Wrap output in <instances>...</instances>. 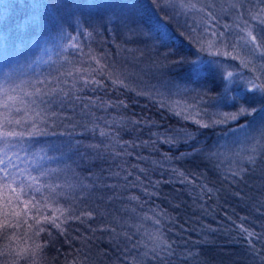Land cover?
Instances as JSON below:
<instances>
[{"label":"trees","instance_id":"obj_1","mask_svg":"<svg viewBox=\"0 0 264 264\" xmlns=\"http://www.w3.org/2000/svg\"><path fill=\"white\" fill-rule=\"evenodd\" d=\"M122 1L106 11L95 0H0V85L32 90L38 80L57 78L70 97L81 98L71 100L60 92L55 98L65 107L54 104L49 109L56 113L49 130L64 136L26 139L13 151L23 158L21 148L27 149L30 168L37 153L56 157L42 162L62 169L58 180L49 178L63 185L54 199L60 206L71 205L77 215L93 212L90 220L67 221L63 232L34 212L27 224L17 227L16 221L25 217L22 212L15 215L20 209L6 205L0 190V223L7 218L13 224L6 235L0 229V264H264V152L220 149L225 140L232 143L245 136L252 121L264 123V93L249 91V81L264 71L253 59L247 60L256 72L244 68L241 53V59L214 55L218 47L208 50L207 41L196 36L198 31L224 32L228 41L244 42L240 37L246 33L240 27L247 20L259 41L264 24L249 13L264 9V0ZM168 1L184 5L193 20L181 18L179 11L174 14ZM125 5L137 15L130 37L112 12L119 7L121 13ZM77 35L83 50L91 49L118 70L128 87L114 86L98 75L105 87L93 91L84 86L79 79L83 73L75 70L96 65L84 62L87 58L69 46V38ZM255 54L264 63V57ZM198 59L204 62L205 78L193 82L187 78L188 62ZM69 71L72 76L66 75ZM229 72L234 75L225 79ZM256 82L264 83V75ZM233 86L245 87L246 95L233 99ZM89 97L122 100L126 107L84 108ZM241 107L256 112L224 119ZM97 125L110 136L100 137ZM169 137L175 142H164ZM69 140L80 141L78 151L84 155L75 147L70 151ZM101 141L99 150L87 147ZM125 141L139 147H128ZM33 195L39 202L48 194ZM45 215H51L50 208ZM241 226L256 235L248 236ZM168 244L172 255L167 254Z\"/></svg>","mask_w":264,"mask_h":264},{"label":"snow or ice","instance_id":"obj_2","mask_svg":"<svg viewBox=\"0 0 264 264\" xmlns=\"http://www.w3.org/2000/svg\"><path fill=\"white\" fill-rule=\"evenodd\" d=\"M155 3V0H153ZM195 7V5H192ZM211 15V14H210ZM251 19L256 21L258 24H264V9H260L259 12L249 13ZM243 27H240L241 32L246 33V37H240L241 40H244L245 45L249 47L250 52L259 53L261 57H264V37H261L260 40H257V36L253 35V26H250L247 20L242 21ZM226 30L230 31V26H225ZM86 35L90 36L91 33L88 32ZM166 35L162 33V36ZM212 35L216 37V40L219 41V47L214 55H223L225 57H230L232 59H241L238 52L239 41H231L229 42L226 38L224 32L217 33L215 31L212 32ZM72 42L70 43V47L80 56L86 57L87 61L94 62L96 67H92L91 63L88 64L87 68H77L75 71L77 73H83L79 76V79L83 82L85 87L92 88L95 91L96 88L105 87L104 81L96 79V76L106 77L111 81L114 86L120 87H128L126 84V77H123L118 70L113 69L109 64L104 62L100 57L95 55L91 49L88 52H85L79 43V35L71 36L69 38ZM211 47V45H210ZM230 49V51L228 50ZM235 53V55H233ZM83 63V62H82ZM241 64L244 68H248L250 71L256 72V68L254 65H251L250 60H241ZM64 75V74H62ZM68 76H72L73 72L69 71L66 73ZM234 74L229 72L225 79H230ZM261 75H255L254 78L249 81L252 84V88L249 91H257L264 93V83H257L256 81L261 80ZM187 78L193 82H199L200 80L205 78V67L204 62L202 60H193L188 62L187 67ZM55 84V87H50V84ZM63 83H67L64 81ZM60 81L57 78H54L53 81L47 80H38L36 84L32 85V90H28L27 88H21L19 85L14 87H5L0 85V190L4 193L3 200L6 205H14L16 208L20 209V212H15L16 216H19L21 212L25 217L23 220H17L15 226H19L21 223L27 224V217L31 213H35L36 217L44 216L45 222L51 223L54 227L58 228L63 232L62 225L69 220H80L84 222L82 218L92 219L93 212L89 211H81L79 215L76 214L71 205L68 206H60L59 201L54 198L57 196V190L62 188L63 185L60 183H56L55 180L49 182V178L52 176H56V179H59L57 175L62 171L59 167L51 168L43 166V161L56 159L54 156H49L47 153L44 155H40L37 153L38 159L33 161L32 167H28L27 157L30 154L27 149L21 148L25 152V157H21L19 152L13 151V149L17 148L20 145V142L28 139H36L38 137L45 136H64L65 133H56L54 131L49 130V121L51 116H55V112L49 113V109L55 104L59 107H65V104L62 101H58L55 97L58 93L62 92L64 97H70L69 92L64 91L63 88L59 87ZM40 85V86H37ZM75 87V83L73 84ZM142 94V93H138ZM48 97L49 99H45ZM27 98V99H26ZM71 100H80L79 96L70 97ZM96 100H99V105L96 104ZM43 105V107H42ZM92 107H126L124 101H105L99 97L93 99L91 97L88 98V103L84 104V108ZM161 106H165L163 103ZM256 112V109L253 107L251 110L247 107H241L237 113L225 114L224 119H237L240 115H252ZM181 113H177L180 115ZM198 114V113H197ZM85 115H90V112L85 113ZM68 119V117H64ZM185 118H188L187 116ZM53 125L55 122H52ZM107 124L108 121H105ZM134 123H141L140 121H134ZM196 123H201V121L196 120ZM69 126L76 127V125L71 124L69 122ZM202 127H207V124H201ZM99 131L100 137H109L110 133L107 129L100 128L99 125L96 126ZM243 127V125H241ZM119 133H117L118 135ZM70 136L71 133H68ZM164 142L174 143V138L169 137ZM147 145L148 142H143ZM153 144L156 141H152ZM68 149L71 151L73 147L77 149L79 153V145L80 141H67L66 142ZM124 145L128 147H139L132 142L125 141ZM103 146V141L100 144L88 145L89 148H95L99 150ZM123 146V145H122ZM55 147V146H53ZM58 150V149H57ZM43 151V149H41ZM255 152V149H253ZM126 154L131 155L126 151ZM116 155H121V153H117ZM181 155H184L183 153ZM140 159V157H137ZM248 159L255 163V157L249 156ZM24 165V166H22ZM135 167V166H133ZM141 172L144 169H140ZM241 171H244L243 169ZM36 174H33V173ZM174 174H178L183 177V173L179 172V170L174 169ZM132 173L129 172L128 175ZM118 175V174H117ZM240 175V172H234L233 176ZM137 180L140 179L138 176ZM158 183V182H157ZM133 187L136 185L133 184ZM81 187H86L81 185ZM147 191V190H145ZM208 191H212L208 189ZM47 192V196L43 197L42 201H37V198L33 193L41 194ZM130 199H138V197H130ZM51 209V215H45ZM35 223L39 224L40 220L38 218L35 219ZM13 227V224L9 223L7 218L3 223H0V229H4V234H7V229ZM29 227H31L29 225ZM38 231H43V229H39ZM242 232H247L248 236L256 235L254 232H248L246 228L241 226ZM38 234L34 233V235ZM24 237L26 240H31L32 237L28 236V233H24ZM37 247H39L37 245ZM172 245H167V254L172 255L171 251ZM264 259V257H262Z\"/></svg>","mask_w":264,"mask_h":264},{"label":"rangeland","instance_id":"obj_3","mask_svg":"<svg viewBox=\"0 0 264 264\" xmlns=\"http://www.w3.org/2000/svg\"><path fill=\"white\" fill-rule=\"evenodd\" d=\"M117 1L118 0H95V3H94V0H92L94 4H98L100 8L106 11H109L116 4L120 5L123 3L122 0H121V3L119 2L117 3ZM190 1L191 2L198 1L199 3V0H190ZM168 3L172 4L168 6L174 8L173 9L175 11L174 14L179 11L181 13L180 15L181 18L187 17L190 21L193 20L194 18L193 14L191 13V11H188L184 5L181 4V7H180L179 3L173 2V1H168ZM126 8L127 6L125 5L124 11H122L121 13L119 12V7H117L115 11L112 10V12L114 13L115 16L120 18V21H121L120 27L123 28L127 34L125 37H130L135 31L134 30L135 27H133L134 25L131 22H133V20L136 19L137 15L133 9L130 10L129 8V11H127ZM174 18L176 21L177 19H179L177 15H174ZM180 23L183 26L187 25L186 22L183 20H181ZM195 26L196 27H194V29L195 30L198 29V25L196 24ZM200 33L201 31H198V35L196 36L201 38V41H204V40L207 41V43L205 44L208 50L214 51L215 48L219 47V41L216 40V37H214L211 32L208 31L204 34H200ZM236 41H239V40H236ZM238 52L241 53L242 57L245 60L247 59L258 60L260 69L264 71L263 61L259 59L255 53H252L250 52L249 49H247L245 42L239 41ZM231 95L233 99L234 98L239 99L246 95V88L245 87L240 88V86H233L231 90ZM258 121H252V123L248 127L249 130L246 131L247 133L245 136L233 138L232 143H230L229 141L230 139L225 140L224 144L221 145L220 149L225 152H237L238 151V152H246L247 154H251L252 152H254L253 149H255V152H264V137L262 136V134L264 133V123H259Z\"/></svg>","mask_w":264,"mask_h":264}]
</instances>
